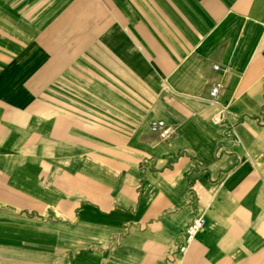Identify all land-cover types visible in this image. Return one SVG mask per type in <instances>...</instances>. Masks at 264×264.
Wrapping results in <instances>:
<instances>
[{
  "label": "crops",
  "instance_id": "obj_1",
  "mask_svg": "<svg viewBox=\"0 0 264 264\" xmlns=\"http://www.w3.org/2000/svg\"><path fill=\"white\" fill-rule=\"evenodd\" d=\"M0 264H264V0H0Z\"/></svg>",
  "mask_w": 264,
  "mask_h": 264
},
{
  "label": "built area",
  "instance_id": "obj_2",
  "mask_svg": "<svg viewBox=\"0 0 264 264\" xmlns=\"http://www.w3.org/2000/svg\"><path fill=\"white\" fill-rule=\"evenodd\" d=\"M216 69L219 67L216 66ZM222 84L216 83L213 85L212 89L209 93V101L212 103L216 102L217 96L221 90ZM216 121L220 120V116L215 117ZM153 129H160V135L164 139H168L174 133V128L172 126L166 125L162 121H156L152 125ZM206 225V219L204 217H197L193 219L188 225L186 226L185 233H184V242L180 247V251H186L188 245L197 237L198 233L204 228Z\"/></svg>",
  "mask_w": 264,
  "mask_h": 264
}]
</instances>
